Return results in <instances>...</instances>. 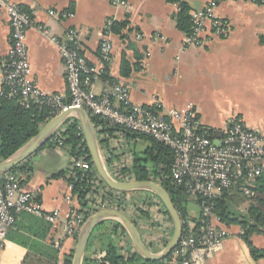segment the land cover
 <instances>
[{"label":"crops","instance_id":"1","mask_svg":"<svg viewBox=\"0 0 264 264\" xmlns=\"http://www.w3.org/2000/svg\"><path fill=\"white\" fill-rule=\"evenodd\" d=\"M11 1L33 16L27 32L29 64L34 83L46 93L69 97L64 62L53 40L76 29L79 50L89 65L108 69V78L127 86L134 105L165 111L192 105L202 126L213 131L226 129L234 117L250 129L264 128V5L222 1L216 15L228 23L225 34H216L207 23L199 36L203 44L187 46V35L175 22L180 3H188L191 14L212 0H127L124 7L114 5L113 0ZM50 11L56 14L50 15ZM64 14L74 16L65 19ZM109 22L126 23L125 38L112 32ZM107 29L113 53L105 62L100 48ZM11 44L10 21L0 10V92ZM124 60L133 65L127 78L121 76ZM109 84L100 80L94 91L100 96ZM52 148L59 159H44L45 151H41L24 162L30 174L20 172L19 177L44 211H61L60 224L20 214L0 246V264H64L76 246V239L65 237L61 228L69 211L79 210V202L64 178H53L59 172H71L74 159L64 148ZM190 213L194 219L198 211ZM228 230L222 250L209 255L204 264H264V259L252 258L239 226ZM251 241L264 250V235L254 234ZM95 254L88 251L93 259Z\"/></svg>","mask_w":264,"mask_h":264},{"label":"built area","instance_id":"2","mask_svg":"<svg viewBox=\"0 0 264 264\" xmlns=\"http://www.w3.org/2000/svg\"><path fill=\"white\" fill-rule=\"evenodd\" d=\"M222 1L225 0H212L203 10L191 13L193 35L187 36V46L203 44L199 36L204 32L207 23L212 25L216 34H225L228 23L216 15V9ZM244 1L264 5V0ZM113 4L124 7L127 0H113ZM0 10L9 18L11 27L12 44L2 77L8 97H20L27 104L50 108L56 111L57 115L69 108H83L93 116L108 119L115 126L152 137L172 150L174 154L172 179L189 196L218 198L227 191L237 189L241 182L245 183L241 189L243 195L254 194L252 188L256 180L264 176V128L250 129L243 121L234 117L229 121L227 128L220 131L221 137L217 138L216 131L202 126L192 105L184 109L174 108L166 111L161 107L155 109L137 106L131 102L127 86L118 83L109 84L102 95H97L94 91L95 84L102 80L105 68L95 69L89 65L79 50V33L76 29H69L64 37L53 40L59 47L64 62L69 97L46 93L34 83L29 64L27 32L33 25V16L11 0H0ZM55 14L54 11H50V15ZM73 16L64 14L63 18L69 19ZM112 25L113 22H109L108 27ZM39 30L48 34L44 27H40ZM110 32L107 29L100 48L105 62L110 60L113 53ZM2 91L0 94H3ZM64 125L52 137L58 148H63ZM80 131L82 134L81 126ZM97 131L100 140L103 136H100L99 129ZM116 135L109 148L100 147L106 166L115 180L124 183L136 181L128 171L124 173L121 171V168L131 166L129 140L121 131ZM215 140L221 141L220 147L215 146ZM111 155L119 157L120 162L108 163ZM69 190L73 192V185L70 184ZM138 192H143L140 194L142 199L148 201L146 204L149 207L146 204L141 207L149 211L151 214L149 218L141 219L136 212V203L139 202L137 195L125 197L122 205L126 208L127 214L118 210L117 201L108 195L94 196L92 200L94 202H91L90 206L93 209L99 208L94 214L103 210H116L125 214L132 222H136L137 225L135 223L134 225L149 249L151 246L155 248L165 243L167 245L173 235V224L163 215L162 206L154 194L148 191ZM121 193L118 192V195ZM70 199L68 197V200ZM22 213L43 218L55 226L60 224L61 211L58 209L44 211L41 204L36 201V196L23 188L19 173L10 172L0 181L1 247L6 242L8 232L15 225L17 217ZM194 219L198 220L197 225H187L183 221L181 241L166 264H204L209 255L222 250L230 232L213 214V207L203 201ZM86 221L87 219L80 213V208L69 211L67 220L61 228L64 236L77 238ZM94 258L101 260L104 255L96 252Z\"/></svg>","mask_w":264,"mask_h":264},{"label":"trees","instance_id":"3","mask_svg":"<svg viewBox=\"0 0 264 264\" xmlns=\"http://www.w3.org/2000/svg\"><path fill=\"white\" fill-rule=\"evenodd\" d=\"M179 7L180 11L175 16L177 29L187 36H192L191 9L188 3L184 1L180 3ZM126 29V23H116L111 26V31L121 34V38H125L126 35L123 31ZM132 71L133 65L129 61L124 60L121 76L127 78L131 75ZM102 80L115 84L114 81L108 78V69H105ZM2 92L3 94H0V163L15 155L40 132L47 122L57 115V112L50 108L39 107L32 103L27 104L20 97H8L5 87ZM91 119L96 128L99 129L100 136H103L99 140L101 148H109L111 141L117 137V132L121 131L126 135V138L129 140L128 151L131 166L130 168H121L122 173L128 171L133 180L136 181H152L162 185L173 199L175 208L185 224H198V220L190 216V212L195 211L191 210L190 207L193 205L199 211L203 201H205L213 207V214L223 225L227 227L239 226L241 228L243 232L242 238L248 245L254 260L264 259V250L255 247L251 241V237L254 234L264 235V176L256 180L252 188L254 193L252 196L243 195L241 189L245 183L241 182L237 189L227 191L218 198L192 197L182 187L176 185L172 179L174 154L170 148L152 137L136 134L115 126L103 117L91 115ZM146 141L149 142V145L145 149H137L139 142ZM62 142L63 148L74 159V168L71 172H59L53 178H64L69 184L73 185V193L77 196L80 204V213L83 214L85 219L88 220L91 215L99 211V208L93 209L90 206V203L94 202L92 201L93 197L106 195L116 200V208L124 213L127 212L126 208L122 205L125 197L137 195L139 196L137 202H139L136 203V212L140 215L141 219L151 217L149 211L141 207L148 203L147 200L142 199L141 195L143 192H122L121 195H118V192L109 189L101 180L92 162L90 152L84 141V135L80 131V123L77 119L71 118L65 123ZM47 145L55 147L53 139L45 146ZM112 161L119 163L120 159L117 156L111 155L108 163ZM30 171L26 163H22L13 169L11 173L24 172L25 174H30ZM4 178L5 176L1 177L0 181ZM158 201L162 206L163 215L173 224L166 208L159 199ZM133 223L137 225L136 222ZM75 239L77 240V238ZM164 246H166V243L160 247L154 248L151 246L150 249L153 252H158ZM94 247H96L97 253L104 255V258L99 260L87 256L84 264H166L170 259L168 257L165 260L157 262L144 261L136 252L127 231L116 221H106L97 227L89 242V249H93ZM73 253L74 250L66 256L64 264H71Z\"/></svg>","mask_w":264,"mask_h":264},{"label":"water","instance_id":"4","mask_svg":"<svg viewBox=\"0 0 264 264\" xmlns=\"http://www.w3.org/2000/svg\"><path fill=\"white\" fill-rule=\"evenodd\" d=\"M71 118L79 121L94 167L105 185L116 192L148 191L154 194L166 208L174 226L172 238L166 247L160 252H152L143 241L138 228L125 214L116 210L100 211L86 221L78 235L71 264H84L85 258L88 256L90 239L97 227L106 221H116L124 227L136 252L144 261L157 262L167 259L179 245L183 233V221L175 208L173 199L168 191L159 183L152 181H132L124 183L112 177L101 152L97 128L92 122L91 114L83 108H69L47 122L40 132L15 155L0 163V177L10 173L13 169L39 152L52 139L56 131ZM215 136L220 138L221 132L216 131ZM214 144L220 147L221 141L215 140ZM96 251L97 249L94 247L92 254H95Z\"/></svg>","mask_w":264,"mask_h":264},{"label":"rangeland","instance_id":"5","mask_svg":"<svg viewBox=\"0 0 264 264\" xmlns=\"http://www.w3.org/2000/svg\"><path fill=\"white\" fill-rule=\"evenodd\" d=\"M149 145V142H139V145H138V147H137V149H141V150H143V149H145L147 146ZM41 151H45V156H44V159H48V160H50V159H54V160H56V159H59L58 158V152H55L56 150L54 149V148H52V147H49L48 145L47 146H45L44 148H42L41 150H39V152H41ZM39 152H37V153H39ZM36 153V154H37ZM35 154V155H36ZM190 209L191 210H195V211H197L198 209L195 207V206H193V205H191V207H190ZM91 249H88V251H90Z\"/></svg>","mask_w":264,"mask_h":264}]
</instances>
